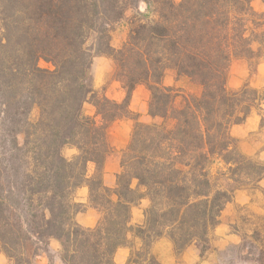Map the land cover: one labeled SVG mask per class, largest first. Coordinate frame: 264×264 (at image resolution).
Returning a JSON list of instances; mask_svg holds the SVG:
<instances>
[{
	"label": "trees",
	"instance_id": "16d2710c",
	"mask_svg": "<svg viewBox=\"0 0 264 264\" xmlns=\"http://www.w3.org/2000/svg\"><path fill=\"white\" fill-rule=\"evenodd\" d=\"M251 2L0 0V252L11 264H36L50 239L59 241L62 264H116L114 253L125 245V264H161L150 252L160 237L176 254L191 244L201 254L208 249L234 191L264 175V161L244 155L230 134L253 109L264 125V90L227 86L233 58L264 55V11ZM130 8L128 36L115 48L112 27ZM96 55L113 59V77L126 89L121 101L92 88ZM41 59L52 68L41 67ZM167 69L198 84L200 93L164 85ZM139 84L149 91L148 122L128 107ZM85 102L93 114L85 113ZM129 116L121 170L107 186V128ZM64 146L76 154L65 157ZM81 185L88 187L87 204L73 197ZM143 197L144 221L131 225V206ZM86 206L100 214L93 227L75 220ZM244 223L243 241H250L243 247L256 250L254 264H264V216Z\"/></svg>",
	"mask_w": 264,
	"mask_h": 264
},
{
	"label": "crops",
	"instance_id": "0c3cea01",
	"mask_svg": "<svg viewBox=\"0 0 264 264\" xmlns=\"http://www.w3.org/2000/svg\"><path fill=\"white\" fill-rule=\"evenodd\" d=\"M253 8L258 11H264V0H252ZM126 31H129V24L126 22ZM125 40V38H124ZM123 40V41H124ZM111 43L113 47H118L122 44ZM104 57L113 62L110 56ZM184 77L177 78L173 69H167L163 77V84L173 86L180 89L184 81ZM95 88L104 85L103 94L115 100H122L125 96V89L119 80L112 78V71L103 73L100 76H95ZM264 81V58L257 65V73L255 75V83H263ZM143 91L145 100L149 98V91L143 85H137L131 94L129 108L133 111L142 112L140 108L135 107L134 97L136 91ZM181 90V89H180ZM94 109V108H93ZM144 115L152 120L147 114L146 107L143 111ZM142 116V115H141ZM134 120L131 118H119L111 122L107 129V140L115 153H109L103 166V180L107 186L113 187L116 182V174L121 170L120 156L121 151L126 147L133 127ZM230 134L237 140V145L240 151L250 157H255L264 161V125H260V114L256 109H253L242 123L234 124L230 127ZM72 153L69 157L76 154L77 150L74 147H69ZM93 164H88V172L91 173ZM136 181H133V185ZM74 200L87 204L88 187L87 185L79 186L73 194ZM149 200L146 197L141 198L136 204L131 206L130 224H142L144 221V209L148 206ZM99 212L90 206H86L85 210L77 212L75 220L82 227H93L98 219ZM255 216H264V175L256 183L243 188H238L234 191L233 197L228 201L219 215V223L211 230L209 234V247L202 254L199 248L191 244L181 253L176 254L173 243L167 237H160L154 240L150 246V252L156 257L161 264H214V256L217 250L226 248L229 245L239 244L242 240L241 225L244 223V218L255 219ZM243 219V220H242ZM243 222V223H242ZM127 239L135 247L141 245V241L132 232L127 233ZM59 241L50 239L48 244V252H43L36 257V264H49V255L51 253L57 262L62 264L59 255ZM131 252L129 245L120 246L116 249L113 259L116 264H125ZM0 264H11V261L0 252Z\"/></svg>",
	"mask_w": 264,
	"mask_h": 264
},
{
	"label": "rangeland",
	"instance_id": "374dc122",
	"mask_svg": "<svg viewBox=\"0 0 264 264\" xmlns=\"http://www.w3.org/2000/svg\"><path fill=\"white\" fill-rule=\"evenodd\" d=\"M138 8L141 11H145V4L143 2H139ZM134 12H135L134 9H131V8L127 9V11L125 12V17L113 25L112 30H111V43H113V42L119 43L121 40L123 41L124 38L126 40V38L128 36V31H126L125 27H122V25L125 26V23L126 22L128 23V18L131 15H133ZM115 48H117V47H115ZM263 58H264V55L261 57H258V58H251V59H247V58H243V57L233 58L229 64L228 71H227V86L230 89H237V88L241 87L244 83H248L252 87L258 88L260 90H264V81L261 84L255 83V75L257 73V65L261 61V59H263ZM39 65L41 67L52 68V64L45 62L42 59L39 61ZM114 69H115L114 61L109 62V60H107L104 57V55L94 56L92 59V64H91V68H90V73H91V77H92V80H91L92 88L95 91H97L98 93L103 94L102 91L104 89V85L102 87L95 88L94 77L100 76L103 73H107L110 70V71H112V78L115 79L113 77ZM184 78L185 79H184L183 83L181 84L182 86L180 87V89L183 90L185 93L199 94L201 87L198 84L191 82L188 78H186V77H184ZM125 95H126V89H125ZM130 99H131V97H130ZM119 101H121V100H119ZM134 101H136L134 104L135 107H137V109L140 108L142 110V112L133 111L130 108H129V110L133 114H137L138 120L144 121V122L150 121L149 118H147L143 113L145 107L147 110V103H148V100H147V102L145 100V94L143 93V91H138V90L136 91ZM129 102H130V100H129ZM262 107L264 108V103L262 104ZM83 108H84L85 113H87V114H93V112H94L93 106L88 102H85ZM36 114H37V111L35 109L32 111L31 117L34 118L36 116ZM126 118H131V117L129 116ZM131 119H133V118H131ZM18 139H19V141H22L23 135L22 134L19 135ZM69 147H71V146H64L62 148V154L65 157H69V153H72ZM109 147H110L109 153L117 152V151H113L110 144H109ZM121 153H122V151H121ZM240 229H241V233L243 235V224L241 225ZM245 241L246 242L250 241V239H244V241H243V236H242V240L239 244L229 245L224 249L217 250L215 252V256H214V264H254L253 261H251L250 259H252L253 257L256 256V250L253 249L252 252L250 251V254H248L249 246L243 247V243H245ZM48 255H49V264H56L57 262L55 261L53 255L51 253H48Z\"/></svg>",
	"mask_w": 264,
	"mask_h": 264
}]
</instances>
